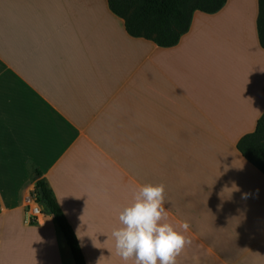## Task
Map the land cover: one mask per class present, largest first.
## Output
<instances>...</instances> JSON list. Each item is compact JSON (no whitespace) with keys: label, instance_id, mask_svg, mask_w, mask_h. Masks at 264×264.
I'll return each mask as SVG.
<instances>
[{"label":"crops","instance_id":"obj_1","mask_svg":"<svg viewBox=\"0 0 264 264\" xmlns=\"http://www.w3.org/2000/svg\"><path fill=\"white\" fill-rule=\"evenodd\" d=\"M253 1L242 28L219 21L226 0L162 47L107 0H0V264L72 261L31 168L86 264H133L111 232L146 183L165 187V222L189 223L176 264H264V173L237 148L264 114Z\"/></svg>","mask_w":264,"mask_h":264},{"label":"trees","instance_id":"obj_2","mask_svg":"<svg viewBox=\"0 0 264 264\" xmlns=\"http://www.w3.org/2000/svg\"><path fill=\"white\" fill-rule=\"evenodd\" d=\"M110 10L120 17L126 31L133 37L151 40L162 47L178 43L191 23L195 11L216 13L226 0H107ZM257 32L260 45L264 48V0H258ZM237 148L250 163L264 173V114L256 129L244 135ZM42 199L60 229L70 249L75 264H86L77 236L59 206L47 182L38 169L31 168Z\"/></svg>","mask_w":264,"mask_h":264},{"label":"clouds","instance_id":"obj_3","mask_svg":"<svg viewBox=\"0 0 264 264\" xmlns=\"http://www.w3.org/2000/svg\"><path fill=\"white\" fill-rule=\"evenodd\" d=\"M164 193L163 184L139 185L132 190L130 202L119 210L120 226L112 229L111 236L123 260L134 257L133 264H176L189 243L184 234L190 227L188 221H179V228L165 222Z\"/></svg>","mask_w":264,"mask_h":264},{"label":"rangeland","instance_id":"obj_4","mask_svg":"<svg viewBox=\"0 0 264 264\" xmlns=\"http://www.w3.org/2000/svg\"><path fill=\"white\" fill-rule=\"evenodd\" d=\"M243 5L246 6V10L247 7L250 6V11L247 13V17L249 16V19L251 18L252 21V17H253V13H254V1L253 0H231V4L229 5V7L226 9V12L219 18L220 22H236V25H240L242 28V21H244V13H243ZM242 34V33H241ZM33 201L30 202V205L33 206L35 205L34 202L36 201L35 198L33 197ZM58 233L60 236V241L63 244L64 248L69 251V247L66 244V241L63 237V234L61 233L60 229L58 228ZM70 254V258H71V264H75L72 258L71 253Z\"/></svg>","mask_w":264,"mask_h":264},{"label":"built area","instance_id":"obj_5","mask_svg":"<svg viewBox=\"0 0 264 264\" xmlns=\"http://www.w3.org/2000/svg\"><path fill=\"white\" fill-rule=\"evenodd\" d=\"M34 202H36V201H34ZM30 214L37 218L38 216H40L42 214V210H41V208L40 209H35V208L31 207L30 208Z\"/></svg>","mask_w":264,"mask_h":264},{"label":"bare ground","instance_id":"obj_6","mask_svg":"<svg viewBox=\"0 0 264 264\" xmlns=\"http://www.w3.org/2000/svg\"><path fill=\"white\" fill-rule=\"evenodd\" d=\"M248 1V0H247ZM250 6L249 7H247V12H249L250 11ZM226 12V11H225ZM244 17V21H242V22H251V18L249 19V16L247 17L246 15H244L243 16ZM33 208H35V209H40V207L37 205V204H35L34 206H33Z\"/></svg>","mask_w":264,"mask_h":264}]
</instances>
